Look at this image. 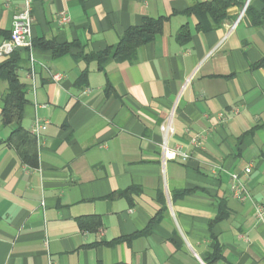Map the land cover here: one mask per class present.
Returning <instances> with one entry per match:
<instances>
[{
  "label": "crops",
  "instance_id": "0c3cea01",
  "mask_svg": "<svg viewBox=\"0 0 264 264\" xmlns=\"http://www.w3.org/2000/svg\"><path fill=\"white\" fill-rule=\"evenodd\" d=\"M206 1L35 0L37 45L19 51L17 74L28 100L22 126L44 127L33 133V166L7 141L17 125L2 124L8 82L0 78V264H264V222L254 211L264 205V22L254 25L245 11L224 39L248 1L256 11L264 1L236 0L205 31L184 11ZM23 7L0 0V44ZM158 17L167 18L163 31L136 62L78 58ZM184 26L186 42L177 38ZM42 40L70 48L55 54ZM178 96L170 146L189 158L164 167L160 124ZM194 134L206 136L199 147ZM232 173L251 200L232 197Z\"/></svg>",
  "mask_w": 264,
  "mask_h": 264
},
{
  "label": "trees",
  "instance_id": "16d2710c",
  "mask_svg": "<svg viewBox=\"0 0 264 264\" xmlns=\"http://www.w3.org/2000/svg\"><path fill=\"white\" fill-rule=\"evenodd\" d=\"M235 3L236 0L198 2L184 11V14L196 15L200 27L207 31L220 25L226 18L227 9ZM246 13L249 15L254 25L258 26L264 22V8L262 11H256L249 5ZM166 20V17L146 18L141 25L129 27L114 46H110L100 52L91 51L88 53H81L78 58H82L86 61L97 60L100 65L109 59H113L116 62L126 61L134 63L138 60L139 48L142 45L154 41L157 35L162 33ZM177 38L179 41L184 42L189 40L190 31L186 26L178 32ZM33 45H37L35 40L33 41ZM39 45L53 49L55 54L65 53L70 48L69 44L61 45L54 40H42ZM20 50L21 49L14 51L7 60L0 64V78L8 82V89L3 98L1 121L3 125H17L11 132L7 141L16 148L23 161L37 166L38 143L36 136L22 126L24 107L28 100L26 98V85L21 82L17 74V69L21 61L19 56ZM263 64L264 59L258 63V65ZM86 75L87 71L82 75L81 82L86 81ZM219 255V249L216 248L212 258L219 257ZM206 262L207 264H212V261Z\"/></svg>",
  "mask_w": 264,
  "mask_h": 264
},
{
  "label": "built area",
  "instance_id": "2783aa9c",
  "mask_svg": "<svg viewBox=\"0 0 264 264\" xmlns=\"http://www.w3.org/2000/svg\"><path fill=\"white\" fill-rule=\"evenodd\" d=\"M34 2L35 0H24L23 9L14 14L10 36L0 44V57L10 56L14 51L19 49L33 48L34 45H33V37H32V27L34 23V16H33ZM248 2L244 6L239 17L228 26L224 39L238 26L243 14L247 9ZM69 20L70 17L65 12L60 13L61 23H67ZM30 59H31V78L34 79L35 61L33 57H31ZM63 76L64 74L61 72L53 73V78L56 81H61L63 79ZM193 76L194 74L188 76L185 79L180 95L190 85ZM179 96L176 99L167 119L160 124V131L162 134V141L160 143V148L162 152V164L164 165V167L169 159L181 158L182 160H186L189 158V154L183 152L179 146L177 145L175 147L170 146V141L173 138V136L176 134L174 115L179 101ZM43 127L44 125L41 123V121L36 120L32 132L36 136H39L40 131ZM205 137L206 136L203 134H194L191 136V143L195 147H199L201 141ZM251 171H252L251 165L245 169V173L247 175L250 174ZM230 191L232 197L239 202H245L252 199V195L246 181L243 180L238 173L231 174ZM254 211L257 219L261 222H264V205L258 203L255 204ZM49 264H55V263L52 260H50Z\"/></svg>",
  "mask_w": 264,
  "mask_h": 264
}]
</instances>
